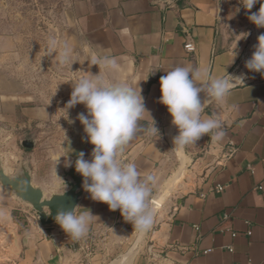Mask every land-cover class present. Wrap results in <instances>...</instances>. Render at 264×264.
Returning a JSON list of instances; mask_svg holds the SVG:
<instances>
[{
  "label": "crops",
  "instance_id": "0c3cea01",
  "mask_svg": "<svg viewBox=\"0 0 264 264\" xmlns=\"http://www.w3.org/2000/svg\"><path fill=\"white\" fill-rule=\"evenodd\" d=\"M225 1L65 0L76 46L83 49L77 55V80L101 72L106 83L141 88L150 114L145 112L139 123L147 129L153 118L159 129L160 136L138 132L120 154L123 163L136 164L142 178L155 177L150 206L163 201L161 194L185 158L188 168L175 195L156 206L152 227L143 235L119 210L85 193L77 213L89 209L97 218L86 236L65 240L68 235L58 224L43 227L33 209L0 186V264H113L130 251L133 259L123 264H264V74L245 67L258 41L250 56V47L248 52L238 48L235 59L236 47L219 41ZM104 58H114L117 67L97 63ZM19 60L17 39L0 35V159L9 175L27 160L33 186L50 198L68 190L61 188V169L73 165L64 149L74 131L66 112L59 111L67 103L39 98L16 66ZM177 66L206 69L209 77H245L224 101L205 106L202 115L221 114L225 136L219 141L210 133L174 148L179 130L159 101L160 78ZM200 97L203 102L205 93ZM80 113L87 115L82 104L69 110V119ZM24 140L34 147L24 149ZM93 147L89 143L85 159H91ZM219 186L225 189L218 192ZM22 212H28L25 220ZM88 244L98 250L87 252Z\"/></svg>",
  "mask_w": 264,
  "mask_h": 264
},
{
  "label": "clouds",
  "instance_id": "9594fccd",
  "mask_svg": "<svg viewBox=\"0 0 264 264\" xmlns=\"http://www.w3.org/2000/svg\"><path fill=\"white\" fill-rule=\"evenodd\" d=\"M239 2L248 12L257 3L261 5L259 11L249 15L248 19L257 28H264V0ZM247 35L241 33L235 36L245 39ZM238 42L233 52L234 59L238 54ZM97 63L117 67L114 58H104ZM245 67L251 72L264 74V34L258 37L255 51ZM166 73L160 78L162 95L159 102L167 108L172 124L179 130V135L173 139L174 148L196 143L210 133L212 141L222 139L225 132L221 114H202L207 104L213 100L224 101L233 88L238 84L244 85L245 77L229 74L209 77L206 69H193L191 66H177ZM72 88L69 101L59 111L66 112V120L71 124L75 121L69 119V110L78 104L84 105L87 115L80 113L77 119L83 125L88 142L94 146L90 160L80 152L74 162L76 172L83 177V189L93 201L107 204L113 212L119 210L124 221L132 224L134 232L143 235L154 222L155 211L150 206V196L155 177L148 174L142 178L135 163H123L120 159L123 147L138 132L160 136L152 117L154 123L147 129L139 123L144 113H149L142 89L137 91L125 82L106 83L101 72L73 81ZM202 92L206 96L203 102L200 97ZM77 208L79 206L57 209L55 222L69 238L78 240L88 234L91 222L97 217L89 209L78 214ZM132 259L133 252L130 251L113 264H123L124 260L130 262Z\"/></svg>",
  "mask_w": 264,
  "mask_h": 264
},
{
  "label": "rangeland",
  "instance_id": "374dc122",
  "mask_svg": "<svg viewBox=\"0 0 264 264\" xmlns=\"http://www.w3.org/2000/svg\"><path fill=\"white\" fill-rule=\"evenodd\" d=\"M260 6L257 3L251 12H248L239 0H226L220 15L219 41L221 44L229 48L236 47L238 40L243 37L235 35L248 33L245 39L238 42V48L248 52L250 47L248 55L250 56L252 45L258 41L261 34H264V28H257L249 21L248 16L258 12ZM0 35L17 39L20 60L16 66L19 67L23 77L28 79L39 98H47L55 104H61L62 100L67 103L73 90L72 82L77 80L79 67L77 55L81 50L82 56L83 49L76 46L65 0H0ZM259 77V75L255 76V78ZM180 172L181 169L179 175ZM185 174L186 171L169 194L163 197L162 206L175 195ZM160 197L162 198V194ZM151 207L156 211L155 204ZM22 214L25 220L28 212H22ZM25 225H28L27 220L24 222ZM135 242L134 240V244ZM97 250L98 246L88 244L86 251L95 253Z\"/></svg>",
  "mask_w": 264,
  "mask_h": 264
},
{
  "label": "water",
  "instance_id": "95a60500",
  "mask_svg": "<svg viewBox=\"0 0 264 264\" xmlns=\"http://www.w3.org/2000/svg\"><path fill=\"white\" fill-rule=\"evenodd\" d=\"M168 3H175L177 0H162ZM74 138L70 141L65 149V155L73 159L72 167L67 170L62 168L61 178L63 179L62 189L67 185V191L63 193H55L50 198L45 197L42 189L33 186L32 173L27 160H21L18 170L9 175L5 172L3 162L0 159V186L11 196L20 202L30 206L36 213L39 223L44 227L54 226L57 209L61 207H75L80 203L81 197L87 193L83 189V177L75 170V160L80 152L85 151L89 142L84 132L83 125L74 115L72 118ZM24 149L31 150L34 143L31 140L21 142ZM71 149V151H69ZM188 168V161L184 160L181 166V172L177 179H174L168 188L162 193V197L169 194L170 190L177 184L179 178L185 173ZM65 183V184H64ZM88 194V193H87Z\"/></svg>",
  "mask_w": 264,
  "mask_h": 264
},
{
  "label": "built area",
  "instance_id": "2783aa9c",
  "mask_svg": "<svg viewBox=\"0 0 264 264\" xmlns=\"http://www.w3.org/2000/svg\"><path fill=\"white\" fill-rule=\"evenodd\" d=\"M185 48L189 51V52H193L195 50L194 46L191 43H187ZM225 189V187L223 186H219L217 187V191L218 192H222ZM251 234V233H249ZM234 237H236V234H233ZM69 237H66L65 240H68Z\"/></svg>",
  "mask_w": 264,
  "mask_h": 264
},
{
  "label": "bare ground",
  "instance_id": "6f19581e",
  "mask_svg": "<svg viewBox=\"0 0 264 264\" xmlns=\"http://www.w3.org/2000/svg\"><path fill=\"white\" fill-rule=\"evenodd\" d=\"M185 160H187L186 158H185ZM162 204V201L161 200H156L155 201V205L156 206H160Z\"/></svg>",
  "mask_w": 264,
  "mask_h": 264
}]
</instances>
